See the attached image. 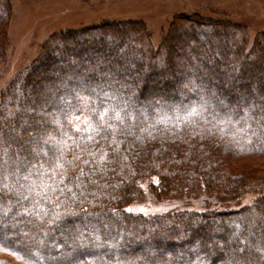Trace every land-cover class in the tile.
Returning <instances> with one entry per match:
<instances>
[{"label":"trees","instance_id":"obj_1","mask_svg":"<svg viewBox=\"0 0 264 264\" xmlns=\"http://www.w3.org/2000/svg\"><path fill=\"white\" fill-rule=\"evenodd\" d=\"M10 17L0 0V64ZM104 46L117 52L91 60ZM108 105L113 128L82 139L91 133L74 125ZM250 106V127L236 123ZM57 141L67 159L79 156L69 176L82 168V187L44 202L49 214L37 219L0 186V264H264V29L250 37L245 24L181 13L156 45L141 20L50 34L0 88V181L15 183L4 176L18 158H53ZM195 199L201 208L126 211Z\"/></svg>","mask_w":264,"mask_h":264},{"label":"rangeland","instance_id":"obj_2","mask_svg":"<svg viewBox=\"0 0 264 264\" xmlns=\"http://www.w3.org/2000/svg\"><path fill=\"white\" fill-rule=\"evenodd\" d=\"M10 3L8 43L0 64V88L18 69L39 55L41 43L50 34L97 24L102 20H141L150 32L153 45L159 42L173 16L181 13L227 18L245 24L250 37L256 30L264 29V0H10ZM106 48L104 46L91 60L100 61L106 54L117 52ZM64 50L60 48L56 57L63 56ZM251 198L246 195L241 203L249 202ZM183 201L143 200L129 207L134 212L152 213L180 206H203L200 199L189 203ZM124 241L119 240L116 248L122 247ZM105 242V245L112 246L107 240Z\"/></svg>","mask_w":264,"mask_h":264},{"label":"snow or ice","instance_id":"obj_3","mask_svg":"<svg viewBox=\"0 0 264 264\" xmlns=\"http://www.w3.org/2000/svg\"><path fill=\"white\" fill-rule=\"evenodd\" d=\"M106 95V94H105ZM81 102L87 105V98L81 97ZM255 106H250L249 110H245V115L240 117L236 123L244 121L246 126L248 121L252 119L249 115V111ZM92 112H97L96 108L91 109ZM109 111L115 112V108L111 105L106 106L102 111L98 112V119L93 122L89 117H85L84 120L80 121L85 127L81 129L80 124H75L77 131H83L89 134L87 137L82 139H87L89 141H94L97 136H99L101 131L107 132L109 129L113 128V125L107 123L105 117L108 116ZM116 119H120L119 112L115 114ZM76 120H80V117H76ZM228 122L231 123V116L228 117ZM115 132V130H113ZM54 139V138H52ZM71 139V137H68ZM107 139V136L104 137ZM47 142V141H46ZM59 147L56 149L57 155L53 158L46 159L43 163L39 164L37 167L35 164L30 167L27 166V162L24 164L19 163V158L15 164L14 171L12 173H6L4 176V181L7 180V175H12L15 177V183L9 186L8 183L0 181V186L7 191L15 193L21 200L30 201L28 207L22 208V211L28 215H34L37 219H42L44 216H47L48 210L43 206L44 202L51 203L53 200L58 199L59 195L64 194L65 192H71L72 188L75 187L80 189L82 187V181L80 177L84 176L85 173L81 168L80 172L76 176H69V169L76 167L77 160L79 156H74L71 160L67 159L64 155L63 149L66 147L64 141L56 142ZM112 143H117L115 135H113ZM79 147V145H78ZM88 156H95L96 153L88 151L86 153ZM7 156V153L4 154ZM44 156L47 157V153H44ZM107 153L104 152L99 155V159L95 160L97 167H101L106 160ZM83 164H88V160L81 161ZM8 160L0 158V168H6ZM23 169V171H22ZM67 180V183L65 182ZM95 183V181H91ZM74 195V194H73ZM59 204H56V207H59ZM126 211H132V209H126ZM143 211V209H140ZM59 219V216L56 217ZM52 223L53 221H48ZM239 227V226H237ZM99 239V237H97ZM240 251H244L241 249Z\"/></svg>","mask_w":264,"mask_h":264}]
</instances>
